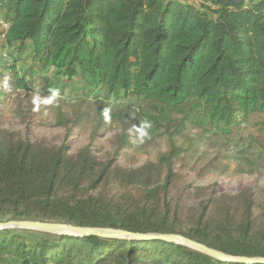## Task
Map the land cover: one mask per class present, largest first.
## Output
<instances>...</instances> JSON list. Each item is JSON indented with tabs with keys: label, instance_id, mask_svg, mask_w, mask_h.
I'll list each match as a JSON object with an SVG mask.
<instances>
[{
	"label": "trees",
	"instance_id": "trees-1",
	"mask_svg": "<svg viewBox=\"0 0 264 264\" xmlns=\"http://www.w3.org/2000/svg\"><path fill=\"white\" fill-rule=\"evenodd\" d=\"M1 47L3 69L12 58L28 59L29 71L53 69L50 92L68 85L101 99L98 121L121 123L123 145L135 122L145 139L164 137L169 148L128 169L114 163L120 147L101 161L89 145L71 155L65 142L49 146L0 132V222L172 233L228 255L264 258V205L256 215L250 190L241 193L240 213L218 197L193 207L171 195L183 152L175 138L188 125L225 134L264 112V0H0ZM13 80L17 92L29 89L25 72L15 70ZM65 114L59 110L57 124L79 125L88 107ZM243 144L239 154L261 165L264 141ZM0 264L244 263L159 239L7 228L0 230Z\"/></svg>",
	"mask_w": 264,
	"mask_h": 264
},
{
	"label": "rangeland",
	"instance_id": "rangeland-1",
	"mask_svg": "<svg viewBox=\"0 0 264 264\" xmlns=\"http://www.w3.org/2000/svg\"><path fill=\"white\" fill-rule=\"evenodd\" d=\"M2 49L1 47L0 58L4 55ZM9 52L15 54L8 48L5 53L8 55ZM22 57H28V53ZM12 59L9 68L0 67V132L4 136L27 138L31 142L42 141L49 146H59L65 142L71 155L89 145L93 155L101 161L112 159L120 147L115 154L114 163L128 169L154 162L158 156L168 151L169 144L164 137L145 139L143 131L135 122L126 130V139L130 144L123 145L121 123L98 121L101 99L86 97L68 85L63 90L59 88L50 92L53 86L50 85L54 78L53 69L44 73L33 66L29 71L33 61L27 59L23 62L18 59L14 62ZM15 70L25 72L28 90L17 92L15 89ZM61 80L66 81L65 78ZM60 85L62 83L58 82L57 87ZM86 107L88 116H84L79 125L66 127L56 123L59 110L70 115L73 110L82 112ZM260 122H264V112H256L247 121L230 125V131L225 134L212 125H188L175 138V144L181 146L183 152L174 164L179 179L171 195L193 207H199L202 200L211 196L218 197L232 201L237 213H240L243 206L241 193L248 189L256 201L255 214L260 215L264 205V162L256 167L239 154L245 147L243 142L246 139L264 141V130ZM259 149L257 144L248 154L255 155ZM198 213L197 211L196 215ZM256 217L258 222L259 217Z\"/></svg>",
	"mask_w": 264,
	"mask_h": 264
},
{
	"label": "water",
	"instance_id": "water-1",
	"mask_svg": "<svg viewBox=\"0 0 264 264\" xmlns=\"http://www.w3.org/2000/svg\"><path fill=\"white\" fill-rule=\"evenodd\" d=\"M7 228H21L29 230L44 231L56 234H68L78 236L95 235L106 238H124V239H138V240H150L159 239L164 241H170L185 245L201 253H204L214 259L226 262H240L244 264L263 263V257H245V256H233L221 252L217 249L208 247L197 241L188 239L179 234H159V233H133L120 229H112L105 227H81L71 224L60 222H43L38 220H8L0 222V230Z\"/></svg>",
	"mask_w": 264,
	"mask_h": 264
}]
</instances>
